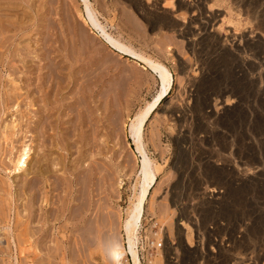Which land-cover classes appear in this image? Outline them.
Returning <instances> with one entry per match:
<instances>
[{
	"label": "rangeland",
	"instance_id": "obj_1",
	"mask_svg": "<svg viewBox=\"0 0 264 264\" xmlns=\"http://www.w3.org/2000/svg\"><path fill=\"white\" fill-rule=\"evenodd\" d=\"M90 1L100 13V20L111 34L120 37L135 50L162 62L169 68L173 77L169 93L146 123L143 132L145 148L160 168V179L153 197L145 205V212L139 225L136 246L141 263L232 264L236 261L237 264H244L242 261L244 257H251L249 261H245V264H264L262 250L251 256L244 248L247 225L251 223L254 227L259 226L256 228L258 232L255 228L253 232L257 234L258 243L264 247V0ZM0 3H2L0 11H5L0 14L7 15L5 18L16 14L18 18L15 15L11 17L21 19L23 16V20L18 21L24 22L22 26L18 24L19 27L16 23L14 25L7 23L6 27L11 26L8 28L11 32H6L8 34H4L6 35L4 37L2 35L3 38L0 36V127L3 125L5 128L7 122L11 125V121L18 117L22 119V124L18 122L17 132L21 131V127L24 131L27 129L26 132L29 134L23 131L18 133V137H8L12 141L16 138L12 143L18 149L21 148V142L31 143L30 147L32 146L33 150L36 146V151L33 152L31 149L30 166L33 169L30 168V171L37 168V160H41L46 153L49 155L46 154L45 158L50 159L56 158L57 155L66 156L64 160L68 165V151L62 148L58 140L62 137L68 139V130L70 134L77 133L71 131L75 119L74 121L68 119V100L73 101L71 99L74 96L73 92L78 93L77 90L81 92L78 89L81 82L86 81L82 106L84 103H90L88 86L89 91L94 83L100 86V101L103 107L102 129L108 123L106 102L109 93H114L113 95L118 99L117 110L120 114L117 141L115 139L118 142L115 143L117 145L115 147L118 148H115L117 158L110 156L112 152L107 151L111 150L113 144L112 141L109 144L110 141L107 140L105 144L110 148L105 147L107 150L104 152L102 150V154L98 155L96 160L98 163L101 162L99 163L101 167H109L107 171L102 168L104 171L98 174V178L105 176L103 180L96 179L100 185L109 182L107 177L111 169L116 168L115 175L118 174L119 177L115 176L117 191L112 190L114 194L111 191V194L115 195L114 198L109 197V190L105 185L100 188L103 192H99V184L93 185L87 177L89 172L86 173L85 182L90 189H86L88 187L85 182L82 184L86 188L81 187L82 194H86L94 187L91 204L97 203V206L100 205L104 209L103 211L100 207L103 211L101 213L103 225L101 224L99 238L81 237L75 225L71 224L75 221L78 202L68 204V170L66 177L61 172L62 169H59L62 167L60 164L52 167L49 165L50 169L55 168L53 171L57 169L56 172L47 174L50 182H45L43 176L37 174L35 176L32 173L27 177L24 174L14 177L16 176L14 172L9 170L13 165L8 162L10 155L7 151L13 144L10 143L9 138L6 139L7 141L4 140L5 137L2 135L3 138L0 139V264H132L130 257L127 258L124 252L126 245L123 222L135 191L138 160L133 153V141L127 134L123 122L127 119L126 115H132L153 99L160 86L158 80L149 70H144L142 64L135 65L121 58L91 31L79 15L83 8L80 0H0ZM213 14L218 16L211 21L208 30L211 31L213 28L219 41L214 40L211 43L213 45L204 46L198 41L190 44L189 33L192 31L195 38L201 36L204 33L202 31L204 22ZM176 18L179 20L177 21ZM194 22L195 25L191 27ZM194 31H197V34ZM251 33L258 34L260 42L253 41ZM242 36L245 38L243 39ZM18 47L20 50L26 47L25 51L28 49L29 52L27 50V53L21 55ZM17 51L21 56H16ZM206 75H209V84L198 89L196 82ZM14 90H17L13 94H18V99L15 98L17 95L13 97ZM10 92L11 99L17 102L13 104V100L10 99L13 106L8 109L7 106L11 104L6 98L11 96ZM226 98L230 100V105L226 107L232 110L223 113L220 107L223 106L222 102L225 103ZM15 104H20V107L18 105L16 107ZM77 104L78 101L75 100L74 111L79 105ZM4 107L6 111L3 110ZM17 108L20 109L18 112L21 114L12 115L15 114L13 111L17 112ZM2 129L0 128V131ZM5 131L3 129V132ZM89 131L86 132L90 135ZM102 132L103 136L106 135L107 128ZM23 133L27 138L23 137ZM73 135L75 138L76 134ZM103 138L104 141L106 136ZM15 148L13 153L16 152ZM89 152L88 150L87 153ZM114 159L118 160L115 162ZM35 163L36 165H33ZM42 163L45 165L43 159ZM116 163L121 165L118 166ZM7 170L9 173H6ZM108 171L110 173L107 174ZM58 175L66 183H61L57 179ZM8 180L10 183L14 181L15 187ZM7 182L10 185L6 184ZM210 183L222 184L226 187L223 198L216 200L209 198L206 192ZM95 184L99 186L97 194ZM8 190L9 193L6 192ZM94 194L97 196L94 197ZM44 195L49 197L48 202H45ZM32 196L35 197L33 204L30 200ZM94 199L101 201L98 203ZM248 208L255 209L252 211V216L248 213ZM257 209H260V214L263 211L259 219L255 218ZM180 219L187 223L185 229L180 226L181 231L177 228ZM220 222L226 223V226L222 228ZM6 225L7 227L9 225L8 231L4 227ZM90 226L91 224H86L80 231L85 235ZM210 226L214 228L212 237H216V241L208 235ZM152 241L162 245L153 246Z\"/></svg>",
	"mask_w": 264,
	"mask_h": 264
},
{
	"label": "bare ground",
	"instance_id": "obj_2",
	"mask_svg": "<svg viewBox=\"0 0 264 264\" xmlns=\"http://www.w3.org/2000/svg\"><path fill=\"white\" fill-rule=\"evenodd\" d=\"M2 1V0H1ZM154 1H157V0H154ZM160 1V0H159ZM162 1H164V0H162ZM173 1V0H172ZM9 2V1H8ZM80 3H81V5L83 6V8L80 10L81 12H80V16H81V18L83 19V21H84V23L91 29V31L93 32V33H95L102 41H103V43H105L108 47H109V49H111L113 52H115L117 55H119L121 58H124L126 61H129V62H132L133 64H135V65H141L142 64V68L144 69V70H149L150 71V73H152L155 77H156V79L158 80V82H159V89H158V91H157V94L153 97V99L152 100H150V101H148V102H146L145 103V105L144 106H142V107H140L135 113H133L132 115H126V117L125 118H127V119H125V121L123 122L124 123V126H126V131H127V134L131 137V139H132V143L134 144V150H133V153H134V156L136 157V159L138 160V167H137V170H136V176H137V179H136V183H135V186H134V194H133V199H132V202H131V204H130V206L127 208V213H126V218L124 219V222H123V230H124V239H125V248H124V252H125V254L127 255V258H128V256L130 257V259H131V263L132 264H142L141 263V260H140V258H139V254H138V250H137V246H136V244H137V242H138V230H139V225H140V222H141V219H142V217H143V215H144V212H145V205H146V203L149 201V199L150 198H152L153 197V193L155 192V188H156V186H157V183H158V181H159V179H160V168H159V166H158V164L155 162V160L153 159V158H151L150 156H149V154H148V152H147V150H146V148H145V145H144V140H143V132H144V127H145V125H146V123L151 119V117H152V115L154 114V112L156 111V109H157V107L159 106V104L161 103V101L164 99V97L169 93V89H170V87H171V85H172V74H171V72L169 71V68H167L162 62H160V61H158L157 59H154L153 57H151V56H149V55H146V54H144V53H141V52H139L138 50H135L133 47H131V45H128L127 43H125V42H123L121 39H120V37H116V36H114L113 34H111L108 30H107V28H106V25L105 24H103V22L100 20V18H99V12L95 9V7L92 5V3H91V1L90 0H80ZM156 3V2H155ZM169 3V2H168ZM195 3V2H194ZM2 3H0V5H1ZM15 4V3H14ZM157 4H159V3H157ZM165 4V3H164ZM184 4V3H183ZM28 5V4H27ZM31 5V4H30ZM46 5V4H45ZM162 5H163V3H162ZM168 5V4H167ZM166 5V6H167ZM187 5V4H186ZM190 5H191V3H190ZM164 6V5H163ZM180 7H181V5H179ZM194 6H195V4H194ZM197 7H198V5H196ZM2 7V6H1ZM12 7V6H11ZM40 7V6H39ZM172 7V6H171ZM170 7V8H171ZM179 7V8H180ZM193 7V6H192ZM13 8V7H12ZM32 8V7H31ZM160 8V7H159ZM169 8V7H168ZM178 8V7H177ZM176 8V9H177ZM161 9V8H160ZM159 9V10H160ZM196 9V8H195ZM0 10H2V9H0ZM8 10V9H7ZM14 10V9H13ZM79 10V9H78ZM172 10V9H171ZM178 10H181V9H178ZM187 10V9H186ZM200 10V9H199ZM213 10V9H212ZM10 11V10H9ZM173 11V10H172ZM190 11V10H189ZM209 11H211V9H209ZM5 11H0V13H4ZM78 12V11H77ZM154 12V11H153ZM157 12V11H156ZM162 12V11H161ZM192 12V11H191ZM11 13V12H10ZM176 13V12H175ZM194 13V12H193ZM6 14V13H5ZM7 14H9V13H7ZM29 14V13H28ZM13 15H15L16 16V14H13ZM13 15H10V17L12 16L13 17ZM159 15V14H158ZM174 15V14H173ZM172 15V16H173ZM188 15V14H187ZM195 15V14H194ZM33 16V15H32ZM217 16L218 15H216V14H213L211 17H210V19H207L205 22H204V25L202 26V31H204V33L203 34H201V36H199L198 35V37L196 36V38L194 37V34H193V32L191 31L189 34H190V36L188 37V41H189V43L190 44H193L194 42L196 43V41H198V43L199 44H201L202 46H204V45H208V44H211L214 40L216 41V42H218L219 41V39L215 36L216 34L214 33V31L215 30H212L213 28H212V25H211V31L210 30H208V26H210L209 24H211V21H214L215 20V18H217ZM5 17H7V15L5 16L4 14H0V36L2 37V35H3V37L4 36H6L8 33H6V32H11L10 30L11 29H8V28H10V27H6V25H7V23H8V25H14L15 23L17 24V26L19 27V25L20 26H22V24L24 23V22H22V23H19V21L20 20H23L22 18H23V16L21 17V19H16V18H12L11 17V19H14V21H12L11 19H10V17H8V18H5ZM17 18H18V15L16 16ZM175 17V16H174ZM182 17V16H181ZM181 17H179L180 18V20H181ZM198 17H199V15H198ZM200 18V17H199ZM204 18V17H203ZM45 19V18H44ZM182 19H184V18H182ZM206 19V18H205ZM11 20V21H10ZM19 20V21H18ZM27 20V19H26ZM176 20H177V18H176ZM179 20V19H178ZM177 20V21H178ZM189 20H191V19H189ZM189 20H188V22H189ZM194 20H196V19H194ZM193 20V21H194ZM182 22H183V20H182ZM187 22V21H186ZM19 24V25H18ZM45 24V23H44ZM184 24V23H183ZM180 25H181V23H180ZM192 25H195V22L193 23V24H191V27H192ZM197 25V24H196ZM5 26V27H4ZM41 26V25H40ZM188 26L189 25H187V27L186 28H188ZM24 27V26H23ZM20 28H22V27H20ZM193 28H195V27H193ZM198 28V27H197ZM196 28V29H197ZM44 29V28H43ZM42 29V30H43ZM201 28H199V30H200ZM214 29H215V27H214ZM17 30H18V28H17ZM42 30H41V32H42ZM45 30V29H44ZM186 30V29H185ZM188 30V32H189V29H187ZM198 30V29H197ZM24 31V30H23ZM218 31V30H217ZM17 32V31H16ZM21 32V31H20ZM195 32V31H194ZM19 33V32H18ZM196 34H197V31L195 32ZM4 34H6V35H4ZM187 34V33H186ZM195 34V35H196ZM200 34V33H199ZM251 34H252V36H251ZM250 34V36L251 37H253L252 39H254L253 41H259V39H260V36L258 35V34H254V33H251ZM14 35V34H13ZM247 35V34H246ZM245 35V36H246ZM0 37V38H1ZM2 37V38H3ZM67 37V36H66ZM243 37V36H242ZM242 37H241V39L240 40H242ZM6 38V37H5ZM10 38V37H9ZM39 38H41V37H39ZM230 38V37H229ZM240 38V37H239ZM245 37H243V39H244ZM249 38V37H248ZM262 38V37H261ZM7 39H8V36H7ZM38 39V38H37ZM36 39V40H37ZM255 39H257V40H255ZM4 40H6V39H4ZM3 40V41H4ZM223 40V39H222ZM60 41V40H59ZM252 41V42H253ZM1 42H2V40H1ZM6 42V41H5ZM248 42V41H247ZM252 42H250V43H252ZM260 42V41H259ZM262 42V41H261ZM11 43V42H10ZM221 43V42H220ZM45 44V43H44ZM242 44V43H241ZM244 44H246V43H244ZM248 44H249V42H248ZM248 44H246L247 46H248ZM28 45L29 44H27V48H29L28 47ZM31 45V44H30ZM211 45H213V44H211ZM250 45V44H249ZM252 45H254L253 43H252ZM258 45V44H257ZM32 46V45H31ZM194 46V45H193ZM222 46V45H221ZM243 46V45H242ZM245 46V45H244ZM243 46V47H244ZM256 46V45H255ZM17 47V46H16ZM24 47V46H23ZM19 48V50H20V47H18ZM22 49V48H21ZM25 49H26V47L25 48H23L22 50H20L19 52L21 53V55H22V53H27L26 51L28 50H26L25 51ZM264 49V48H263ZM14 50V49H13ZM25 51V52H22V51ZM239 50H240V48H239ZM15 51V50H14ZM16 52V51H15ZM28 52H29V50H28ZM262 52V51H261ZM264 52V51H263ZM20 53H18V51H17V53H16V56L17 55H20ZM30 53H32V52H30ZM34 53V52H33ZM224 53V52H223ZM15 54V53H14ZM20 55V56H21ZM12 56V55H11ZM44 56V55H43ZM35 57V56H34ZM23 58V57H22ZM37 58V57H36ZM230 58V57H229ZM40 59V58H39ZM23 60V59H22ZM26 60V59H25ZM22 63H23V61H22ZM10 64V63H9ZM25 64H27V63H25ZM209 64V63H208ZM217 65V64H216ZM7 66V65H6ZM3 67V66H2ZM24 67H25V65H24ZM27 68V67H26ZM219 68V67H218ZM14 69V68H13ZM20 69V68H19ZM80 69V68H79ZM78 69V70H79ZM95 69V68H94ZM77 70V69H76ZM218 70V69H217ZM21 71H23V70H21ZM235 71V70H234ZM81 72V71H80ZM80 72H79V74H80ZM78 74V73H77ZM87 74V73H86ZM222 74V73H221ZM8 75H10V74H8ZM71 75H73V74H71ZM76 75V74H75ZM74 75V76H75ZM209 75H210V73H209ZM209 75H206V76H204V78H202L200 81H197L196 82V86H197V88L199 89V88H202L203 86H207L206 84H209L208 83V77H209ZM9 77V76H8ZM72 77V76H71ZM81 77V76H80ZM83 77H84V75H83ZM203 77V76H202ZM21 78V77H20ZM19 78V79H20ZM85 78V77H84ZM84 78H82V79H84ZM93 78V77H92ZM77 78H75V80H76ZM9 80H11V79H9ZM8 80V81H9ZM15 80V79H14ZM88 80V79H87ZM94 80V79H93ZM16 81V80H15ZM20 81V80H19ZM81 81H84V80H81ZM12 82V81H11ZM10 82V83H11ZM14 82V81H13ZM17 82H18V80H17ZM78 82H80V81H78ZM86 82V81H85ZM85 82H81L80 84H79V88L78 89H80V91L81 92H79L78 90L76 91V92H78V93H74L73 91H71V92H73V94H74V96H73V98H71V99H73V101H70V99L68 100V119L69 120H73V119H75V122H74V125H73V128H72V132H77V133H72V134H70L69 132V130H68V139L67 138H65V137H62L60 140H58V142H59V144L60 145H62V148L64 149V150H67L68 151V165H67V163H66V161L64 160V158H66V156H64V155H57L56 156V158L54 157L53 159H50V158H45V155L47 154H44V156L41 158V160H37L38 162H36V163H38L37 164V168L36 169H34V171L33 170H31L30 171V168H32L33 169V167H31L30 165L32 164H30V159H31V155H32V151L34 152V150L36 151V146H35V148H34V150L32 149L33 147L31 146L30 147V144H28L26 141L27 140H25V142L27 143V144H22L23 142H21V148L20 149H18V148H15L14 146V143H12V142H14L15 141V139H13V141L10 139L12 136L14 137V136H17L18 137V133H20V132H23L24 130H22L23 128H21L20 127V132L18 131L17 132V130H18V128H19V124H22L21 123V120L22 119H20L19 117V120H17V119H15V120H13V121H11V125L7 122V123H5V125L6 126H4L5 128H3V125H2V127H0L1 129L3 128L4 130H6L5 132H3V129H2V131H0V132H3V134H0V139L1 138H3V137H5V138H3L4 140H8V138H9V140H11V142L10 143H12L13 145H10L11 146V149L10 150H8L7 149V151H9V153H8V155H10V157H9V159L8 160H10V161H8L9 163H12V165H13V168L12 167H10V171H13L14 173L13 174H15L16 176H14V177H17L18 175H21V174H24L26 177L28 176V174L30 175V173H32V174H34L35 176H36V174L37 175H40V176H43V178L45 179V182H48L49 180H48V176L51 174V172L53 171V169H55V168H51L50 169V167H49V165L52 167V166H56V165H61L62 167H60V166H57L59 169H62V173L63 174H65L66 175V177H67V174H66V172H67V170H68V189H69V194H68V196H69V198H68V204L69 203H73V204H76V202H78L77 204L78 205H76V206H78V211H77V213H76V217H75V221L73 222V223H71L72 225H75V228L76 229H78V231H79V235L82 237V236H85V237H87V238H90V236H94V237H96V238H99L98 237V235H99V232L101 231V224L103 225V219H102V216H101V213H103V211H104V209H103V207H101L99 204V206H97V203L95 204V203H93V204H91V202L92 201H90L91 200V198L93 197V191H94V187L92 186V184L90 183V182H92L93 183V185H94V183H98L97 181L100 179H102L103 177H105L103 174V177H102V175H99V176H101L102 178H98V174L100 173L101 174V172L102 171H104L102 168H104V167H101L102 165H100L99 163H101V162H96V160H97V156L98 155H101L102 154V150H103V152L104 151H106L108 148H110L109 146H107L105 143L107 142V140L108 141H110V142H108L109 144L111 143V141L113 142V144H111L112 145V147H111V150L110 149H108L107 151H111L112 152V154H110V156L112 155L113 156V158H114V156H115V158H117L116 156L118 155H115L116 154V152H117V147H115V146H117L115 143H118V142H116L117 141V139H116V137H117V135H118V124H119V119H120V114H119V110H117V98L113 95L114 93H109V98H108V101L106 102V110H108V112H107V120H108V123H107V125H106V127L104 128V129H106L107 128V134L106 135H104L103 136V132H102V130H104V129H102L103 128V120H102V117H101V115H102V113H101V110H102V106H101V101H100V94H101V92H100V90H99V88H100V86H99V84L98 83H94V85L92 86V89H91V91H89V86H88V92L90 93V95H89V101H90V103L88 102V104H85L84 103V106H82L83 104V101H82V98H83V96H85V93H84V84H85ZM99 82V81H98ZM3 83V82H2ZM193 83H194V81H193ZM17 84V83H16ZM21 84V83H20ZM69 84L70 83H68V86H69ZM78 84V83H77ZM86 84H88V82L86 83ZM23 86H24V84H22ZM13 86H15V85H13ZM19 87H20V85H18ZM72 86H74V85H72ZM71 86V87H72ZM192 86V85H191ZM209 86V85H208ZM76 87H77V85H76ZM76 87L74 88V89H76ZM96 88V89H95ZM12 89V88H11ZM15 89V88H14ZM19 89V88H18ZM233 89V88H232ZM20 90V89H19ZM8 91V90H7ZM17 91V90H16ZM16 91L14 90L13 92H12V94L14 93H16ZM194 91V90H193ZM208 91V90H207ZM57 92V91H56ZM70 92V93H71ZM87 92V91H86ZM112 92V91H111ZM114 92V91H113ZM49 93V92H48ZM8 94V93H7ZM10 94H11V92H10ZM12 94H11V96H10V98H9V96H7L8 97V99L6 98V101L7 102H10L11 100H13V99H11V97H12ZM13 94V97L14 96H16L17 95V97H15V98H17L18 99V94H16V95H14ZM79 96H78V95ZM20 95V94H19ZM78 97H77V96ZM116 95V94H115ZM65 97V96H64ZM71 97H72V93H71ZM34 98V97H33ZM11 99V100H10ZM87 99V98H86ZM5 100V99H4ZM9 100V101H8ZM33 100V99H32ZM38 100V99H37ZM75 100H77L78 101V106H80L81 104V106L78 108V106L76 107V110H77V112L75 113V111H74V109H73V107H74V103H75ZM233 100V99H232ZM45 101H46V98H45ZM100 101V102H99ZM104 101V100H103ZM198 101V100H197ZM234 101V100H233ZM233 101H231L232 103H235V102H233ZM15 102H17L16 100L14 101L13 100V104L15 103ZM41 102H42V100H41ZM86 102V101H85ZM29 103V102H28ZM46 103V102H45ZM223 104V106H219L220 108H221V110L223 111V113H225V112H229V111H231L232 109H230V108H227L226 106L227 105H230V100L228 99V98H226L225 99V103L224 102H222ZM6 104V103H5ZM9 104V103H8ZM10 104H11V102H10ZM13 104H11V105H9V106H7V104H6V106H7V108L8 107H11V106H13ZM44 104V103H43ZM52 104V103H51ZM206 104V103H205ZM3 105H4V103H3ZM16 105V104H15ZM14 105V106H15ZM19 107H20V104H17ZM17 105H16V107H17ZM76 105V104H75ZM102 105H103V102H102ZM221 105V104H220ZM5 106V105H4ZM33 106V105H32ZM198 106V105H197ZM200 106V105H199ZM48 107V106H47ZM84 107V108H83ZM75 108V107H74ZM105 108V107H104ZM198 108V107H197ZM4 109H6L5 107L3 108V110ZM9 109V108H8ZM13 109V108H12ZM11 109V110H12ZM14 109H16L15 107H14ZM44 109V108H43ZM51 109V108H50ZM199 109V108H198ZM219 109V108H218ZM217 109V110H218ZM47 110V109H46ZM52 110H53V108H52ZM4 111H6V110H4ZM8 111V110H7ZM13 111V110H12ZM11 111V112H12ZM18 111H20V109L18 110V108H17V112L16 111H13V112H15V114L13 113L12 115H16V113H19ZM48 111V110H47ZM197 111V110H196ZM199 111V110H198ZM38 112H40V109L38 110ZM49 112V111H48ZM73 112H74V114H76V116L73 114ZM100 112V113H99ZM4 114V113H3ZM19 114H21V112L19 113ZM51 114V113H50ZM18 115V114H17ZM46 115V114H45ZM20 117H21V115H19ZM48 116V115H47ZM42 117V116H41ZM46 117V116H45ZM50 117V116H49ZM43 118V117H42ZM198 118V117H197ZM11 119V118H10ZM38 119H39V116H38ZM29 121V120H28ZM74 121V120H73ZM224 121V120H223ZM18 122H19V124H18ZM30 122V121H29ZM49 123V122H48ZM224 123V122H223ZM36 124V123H35ZM21 126V125H20ZM43 126V125H42ZM34 127V126H33ZM50 127V126H49ZM88 128V130H90L89 132H91L90 133V135L89 134H87L88 132H86V131H88V130H86ZM9 129V130H8ZM37 129V128H36ZM41 129H42V127H41ZM68 129H69V127H68ZM7 130H8V132H7ZM44 130V129H43ZM27 131V129L24 131V132H26ZM253 131V130H252ZM34 131H32V133H33ZM40 132V131H39ZM102 132V133H101ZM27 133V132H26ZM25 133V134H26ZM31 133V134H32ZM46 133V132H45ZM66 133V132H65ZM17 134V135H16ZM27 134H29V133H27ZM34 134V133H33ZM70 134V135H69ZM73 134H76V137L75 138H73ZM2 135H4L3 137H2ZM21 134H19V136H20ZM36 135V134H35ZM40 135H41V133H40ZM71 135H72V138H71ZM9 136V137H8ZM22 136V135H21ZM26 136H28V135H26ZM50 136V135H49ZM64 136V135H63ZM106 136V139L103 141V137H105ZM12 137V138H13ZM23 137H25V135H24V133H23ZM22 137V138H23ZM35 137V136H34ZM51 137V136H50ZM52 137H54V136H52ZM100 137V138H99ZM25 138H27V137H25ZM30 138V137H29ZM37 138V137H36ZM103 138V139H102ZM2 139V140H3ZM24 139V138H23ZM52 139V138H51ZM54 139V138H53ZM110 139V140H109ZM115 139H116V141H115ZM248 139V138H247ZM250 139V138H249ZM6 140V141H7ZM18 140H20V139H17V141ZM57 140V139H56ZM22 141H24V140H22ZM30 141V140H29ZM33 141V140H32ZM5 142V141H4ZM4 142H2V143H4ZM9 142V141H8ZM7 142V143H8ZM44 142V141H43ZM6 144V143H5ZM54 144H56V143H54ZM108 144V145H109ZM18 145H19V143H18ZM23 145V146H22ZM57 145V144H56ZM110 145V146H111ZM3 146V145H2ZM6 146H7V144H6ZM252 146V145H251ZM251 146H249V147H251ZM9 147V146H8ZM43 147V146H42ZM57 147H59V146H57ZM107 149H106V148ZM14 148H15V153H13V150H14ZM105 148V149H104ZM115 148H117V149H115ZM248 148V147H247ZM2 149V148H1ZM31 149H32V151H31ZM49 149V148H48ZM54 149V148H53ZM61 149V148H60ZM72 149H73V151H72ZM4 150V149H3ZM88 150L90 151L89 153H87L88 152ZM92 150V151H91ZM245 150V149H244ZM94 151V152H93ZM5 152V151H4ZM14 155H13V154ZM49 153V152H48ZM6 154V153H5ZM60 154V153H59ZM67 154V153H66ZM108 154V153H107ZM138 154V155H137ZM41 155H43V154H41ZM49 154H47V156H48ZM50 155L51 156H53L51 153H50ZM13 156V157H12ZM62 157V158H61ZM100 157V156H99ZM103 157V156H102ZM101 157V158H102ZM249 157V156H248ZM39 158V157H38ZM37 158V159H38ZM101 158H98L99 160H101ZM40 159V158H39ZM42 159H43V162L45 163V165H43V163H42ZM119 159V158H118ZM118 159H114V161L116 160H118ZM109 160H110V158H109ZM36 161V160H35ZM87 161H89V163H87ZM102 161V160H101ZM111 161H112V159H111ZM115 161V162H116ZM46 162H47V164H48V162H50V164H48V166H47V164H46ZM109 163H110V161H108ZM107 162V163H108ZM113 162V161H112ZM112 162H111V164H112ZM36 163L35 164H33V165H36ZM96 163L98 164V165H96ZM108 163V164H109ZM6 164V163H5ZM107 164V165H108ZM9 165V164H8ZM11 165V164H10ZM99 165H100V169H102L101 171L99 170ZM113 165V164H112ZM111 165V166H112ZM116 165H118L117 163H116ZM119 165H121V164H119ZM118 165V166H119ZM47 166V167H46ZM86 166L88 167V168H86ZM104 166V165H103ZM4 167V166H3ZM56 167V168H57ZM105 167H106V165H105ZM122 167V166H121ZM1 168V167H0ZM11 168H12V170H11ZM35 168V167H34ZM109 168V167H108ZM108 168H104L105 170L107 169L108 170ZM111 168V167H110ZM112 168H114V167H112ZM118 168V167H117ZM3 169V168H2ZM5 169H7V168H5ZM5 169L3 170V171H5ZM115 169L116 168H114V170L113 169H111V173L108 171L107 172V174L108 173H110L109 174V176L107 177V179L109 178V182L107 183L106 182V184H107V186H106V184H104L103 183V185H105V187L109 190H107L109 193H108V195H110L109 197H112V199L114 198V196L115 195H113L114 193H113V191L115 192V190H116V178H118L119 176H118V174L117 175H115ZM124 169V168H123ZM57 170V169H56ZM56 170H54L55 172H56ZM99 170V171H98ZM106 170V171H107ZM53 171V172H54ZM106 171H105V173H106ZM60 171H59V173L60 174H62ZM87 172H89V174L87 173ZM6 173H9V171L7 170L6 171ZM44 173H46V175L44 176ZM58 173V174H59ZM89 175V176H87L89 179H90V184L89 185H91L93 188H91V190H89L88 192H86V194H82V192H81V187H85V185H83L82 183H84L85 182V178H86V175L87 174ZM117 173V172H116ZM120 173H122V172H120ZM31 174V175H32ZM47 174H49V175H47ZM127 174V173H126ZM57 175V174H56ZM106 175V174H105ZM72 176V177H71ZM115 176H116V178H115ZM128 176V175H127ZM12 177V176H11ZM32 177V176H31ZM30 177V178H31ZM57 177H59V175L57 176ZM65 177V178H66ZM13 178V177H12ZM23 178V177H22ZM38 178V177H37ZM42 178V177H41ZM61 177H59V178H57L58 180H60L61 181V183H63V182H65V181H63L62 180V178L60 179ZM8 179H9V177H8ZM26 179V178H25ZM34 179V178H33ZM88 179V180H89ZM96 179H98L97 181H96ZM10 180V179H9ZM9 180H8V182H9ZM14 180V179H13ZM32 180V179H31ZM53 180V179H52ZM65 180V179H64ZM88 180H86V181H88ZM96 182H95V181ZM103 180V179H102ZM21 181V180H20ZM27 181V180H26ZM28 181H30V180H28ZM5 182V181H4ZM8 182L6 183V184H8ZM12 182V181H11ZM50 182V181H49ZM103 182V181H102ZM120 182V181H119ZM10 183V182H9ZM28 182H26V184H27ZM37 183V182H36ZM66 183V182H65ZM86 183V187H88V183L87 182H85ZM10 184H15L14 183V181H13V183H10ZM10 184H8V185H10ZM29 184V183H28ZM50 184V183H49ZM58 184H60V182L58 183ZM99 184V183H98ZM82 185V186H81ZM96 185V184H95ZM102 185V183H101V185L99 184V186L98 185H96L95 187H97V189L95 188V193L96 192H98L97 190H99L100 188H101V186H103ZM4 186H5V184H4ZM7 186V185H6ZM14 186V185H13ZM13 186H11V187H13ZM40 186V185H39ZM42 186V185H41ZM62 186V185H61ZM67 186V185H66ZM90 186V187H91ZM119 186H120V184H119ZM8 187V186H7ZM6 187V188H7ZM10 187V188H11ZM15 187V186H14ZM13 187V188H14ZM22 187V186H21ZM49 187V186H48ZM85 187V188H86ZM98 187H99V189H98ZM20 188V187H19ZM39 188V187H38ZM46 188V187H45ZM12 189V188H11ZM28 189V188H27ZM84 189V188H83ZM86 189H90L89 187L88 188H86ZM102 189V188H101ZM100 189V193H102L103 191ZM6 190V189H5ZM10 190V189H9ZM9 190L8 191H6V192H8L9 193ZM13 190V189H12ZM12 190H11V192H12ZM22 190V189H21ZM25 190H26V188H25ZM104 190H105V188H104ZM113 190V191H112ZM33 191V190H32ZM39 191V190H38ZM40 191H44V190H40ZM102 191V192H101ZM111 191H112V193L113 194H111ZM117 191V190H116ZM5 192V193H6ZM50 192V191H49ZM65 192V191H64ZM83 192H84V190H83ZM106 192V191H105ZM15 193V192H14ZM24 193V192H23ZM32 193V192H31ZM117 194H118V192H116ZM115 193V194H116ZM12 194H13V192H12ZM42 194H46V193H42ZM49 194V193H48ZM97 194V193H96ZM96 194H94V197H95V195ZM107 194V193H106ZM9 195V194H8ZM24 195V194H23ZM29 195V194H28ZM32 195H34V194H32ZM47 195V194H46ZM64 195V194H63ZM66 195V194H65ZM92 195V196H91ZM100 194H98V196H99ZM10 197H11V195H9ZM25 196V195H24ZM42 195H40V197H41ZM45 196V195H44ZM97 196V195H96ZM117 196V195H116ZM29 197H31V195L29 196ZM28 197V198H29ZM109 197H107L108 199H109ZM119 197V196H118ZM12 198V197H11ZM34 196H32V199L30 198V200H31V202H32V204L34 203ZM49 197L48 196H45V198H44V200H45V202L47 201L48 202V199ZM53 198V197H52ZM98 199V198H97ZM97 199H94L95 201L97 200ZM100 199V198H99ZM102 199V198H101ZM27 200V199H26ZM37 200V199H36ZM40 200V199H39ZM41 200H43V198L41 197ZM40 200V201H41ZM52 199H50V201H51ZM64 200V199H63ZM92 200H93V198H92ZM104 200V199H103ZM102 200V201H103ZM85 201H87V203H85ZM98 201H101V200H97V202ZM108 201V200H107ZM42 202V201H41ZM75 202V203H74ZM94 202V201H93ZM40 203V202H39ZM43 203V202H42ZM99 203V202H98ZM25 204V203H24ZM49 204V203H48ZM51 204V203H50ZM72 204V205H73ZM85 204V205H84ZM86 204H88L87 206H86ZM70 205V204H69ZM68 205V206H69ZM187 205V204H186ZM248 206L250 205V204H247ZM32 206V205H31ZM33 206H35V205H33ZM49 206V205H48ZM75 206V205H74ZM182 206V205H181ZM100 207L103 209V211H101L102 209H100ZM251 207V206H250ZM29 208V207H28ZM72 208H74V207H72ZM35 209V208H34ZM69 209H71V208H69ZM249 209V208H248ZM254 209V208H253ZM252 208H250L249 210H248V213L251 215L253 212L252 211H255V209L253 210ZM28 211V210H27ZM117 211V210H116ZM36 212V211H35ZM45 212V211H44ZM257 216L255 215V218L257 219H259V218H261V214H263V211H262V213L260 214V209L258 210L257 209ZM70 214H71V212H69ZM247 213V212H246ZM109 214V213H108ZM259 214V215H258ZM112 215V214H111ZM249 215V216H250ZM264 215V214H263ZM262 215V216H263ZM47 216V215H46ZM60 216V215H59ZM69 216V215H68ZM252 216V215H251ZM27 217V216H26ZM41 217V216H40ZM73 217V216H72ZM71 217V218H72ZM110 217V216H109ZM108 217V218H109ZM43 218V217H42ZM45 218V217H44ZM60 218V217H59ZM70 218V217H69ZM68 218V219H69ZM253 218V217H252ZM28 219H30V218H28ZM28 219H27V222H28ZM33 219H34V217H33ZM63 219H65V218H63ZM70 220V219H69ZM74 220V219H73ZM254 220V219H253ZM33 222V221H32ZM37 222V221H36ZM40 222V221H39ZM43 222V221H42ZM48 222V221H47ZM46 222V223H47ZM68 222V221H67ZM255 222V221H254ZM253 222V223H254ZM263 222V221H262ZM70 223V222H69ZM257 223V222H256ZM255 223V224H256ZM8 224H9V222H8ZM33 224H35V223H33ZM86 224H91V226H90V228H88V230L85 232V235L83 234V232H81L80 231V229L81 228H83V226L84 225H86ZM252 224V223H251ZM251 224L250 225H247L248 227H247V233H246V244H244L245 246H244V248H245V251L246 252H249V254H251V256L255 253V254H258V252L257 251H259L260 252V250H262V253L264 252V247H262L263 245L262 244H260V243H258V240H257V234H255V232H253V230H254V228H255V231H257L256 230V228H258L259 226H256V227H254V225L252 224V226H251ZM261 224V223H260ZM10 225V224H9ZM9 225H8V227H7V225L6 226H4V227H6V229H7V231L9 230ZM26 225V224H25ZM30 225V224H29ZM69 225V224H68ZM258 225V224H257ZM46 226V225H45ZM180 226L183 228V229H185L186 227H187V223L185 222V221H182V219H180V221H179V223H177V228H178V230L179 231H181L180 230ZM3 227V228H4ZM74 226H71V228H73ZM5 229V230H6ZM28 229V228H27ZM31 229V228H30ZM64 229V228H63ZM75 229V230H76ZM86 229V228H85ZM261 229V228H260ZM72 231H74L73 229H71ZM10 231H12V230H10ZM32 231V230H31ZM39 231V230H38ZM71 231V232H72ZM83 231V230H82ZM26 232V231H25ZM69 232V231H68ZM258 232V231H257ZM9 233V232H8ZM24 234V233H23ZM31 234H33V233H31ZM259 234V233H258ZM65 235V234H64ZM101 235V234H100ZM79 236V237H80ZM76 237V236H75ZM84 237V238H85ZM79 239V238H78ZM95 239V238H94ZM89 240H91V239H89ZM86 241V240H85ZM81 243V242H80ZM95 245V244H94ZM78 246V245H77ZM8 248H10V247H8ZM20 249V248H19ZM26 251V250H25ZM24 252V251H23ZM264 254V253H263ZM80 255V254H79ZM245 255H246V253H245ZM259 258H260V256H259ZM233 259V258H232ZM251 259V257H249V258H246V257H244V259L242 260V261H244V264H245V261H249ZM261 259V258H260ZM55 262V261H54ZM260 262V261H259ZM53 263V262H52ZM232 263V262H231ZM237 264V262L236 261H234L232 264Z\"/></svg>",
	"mask_w": 264,
	"mask_h": 264
},
{
	"label": "built area",
	"instance_id": "obj_3",
	"mask_svg": "<svg viewBox=\"0 0 264 264\" xmlns=\"http://www.w3.org/2000/svg\"><path fill=\"white\" fill-rule=\"evenodd\" d=\"M209 187H208V191L206 192L207 195L209 196L210 199L212 200H216V199H220V198H223L224 195H225V189L226 187L223 186L222 184H208ZM219 225L223 228L226 226V223L224 222H220ZM208 232V235L210 238H213L212 235L214 234V228L213 226H210V229L207 231ZM215 241H216V237L213 238ZM158 242H155V241H152V245L153 246H161L162 243H158Z\"/></svg>",
	"mask_w": 264,
	"mask_h": 264
}]
</instances>
